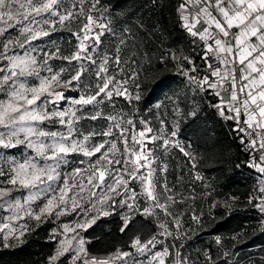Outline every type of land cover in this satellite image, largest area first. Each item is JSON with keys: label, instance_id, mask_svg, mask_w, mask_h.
Returning <instances> with one entry per match:
<instances>
[{"label": "snow or ice", "instance_id": "obj_1", "mask_svg": "<svg viewBox=\"0 0 264 264\" xmlns=\"http://www.w3.org/2000/svg\"><path fill=\"white\" fill-rule=\"evenodd\" d=\"M98 3L99 0H95L92 8ZM190 8L193 11L190 12ZM80 11L83 12V9ZM177 11L183 21V27L190 35L204 41L207 49L201 57L208 70L203 76H199L196 66L185 68L180 65L181 74L194 84L197 90L211 91L218 98V102L212 105L218 115L225 120L236 122L233 131L250 154L247 165L260 174L257 178L259 187L253 189L248 203L261 215L260 223L264 228V0H183ZM75 18L77 13L66 7L64 0H0V24L3 25L0 27V36H5L0 61L6 62L0 64V150L23 145L34 153L18 160L0 151V161L8 166L7 169L0 167V209H7L9 213L7 222L0 223V235H3L4 246L7 247L9 239L20 241L30 230L25 217L41 223L48 217L59 219L60 216L69 215L79 209L84 214L83 222H76L74 225L62 224V231L53 229L50 234L49 239L57 246L48 257V264H62L61 257L70 259V264H113L115 260L125 261V258L132 254L117 250L108 257L91 256L84 247L85 240L77 231L86 230L93 222L88 219L89 208L83 205L87 203L92 211L108 215L103 206L109 201H114L109 193L118 196L121 194V188L127 193L130 180H140L146 198L153 202L152 207L161 209L165 215L172 214L168 202H174V199L171 195L164 196L163 192L155 193L153 169L150 167L152 154L145 151V139L155 141L161 137L147 135L152 133L153 129L147 126L146 121H140L144 128L139 130L138 139L133 120H127L132 129L131 140L127 135L129 129L122 128L118 123L104 131H90L88 134L77 128L82 119L97 120L101 117L102 113L97 111L95 106L102 103L104 97L111 99L115 94L123 96L129 102L142 98L140 83L135 75L130 77L135 88L134 93L124 87L129 80L115 81L114 77L105 75L108 71L106 57L95 70V77L99 81L95 85L81 84V77L89 71L83 64L73 67L72 72L68 73L66 67L61 66L57 70L49 63L50 60L60 59L67 61L69 65L72 61L82 60L88 61L90 65L97 64L92 53L100 43L102 33L90 35L93 25L96 24L93 16L88 14L86 23L73 33L79 43L76 51L69 55H64L57 48L55 51L44 52L38 60L37 56L32 54L36 52V48H25V44L30 45L40 37L49 36L51 31L56 30L57 24L65 26L66 22ZM17 26L21 36L25 38L23 43L5 35L9 29H16ZM98 27L107 26L100 24ZM233 29L237 31L232 32ZM81 32L84 33L83 36L80 35ZM90 39L92 44H86L85 41ZM209 40L213 43L209 44ZM13 45L24 49L23 55L14 51ZM90 47L92 52L89 51ZM211 57H215L219 66L209 62ZM173 59L177 57L174 55ZM119 62L117 57L116 63ZM42 70L47 75H42ZM66 73L68 74L65 75ZM28 78H33L36 82L29 83ZM74 81L82 89L78 97L70 99L64 91L56 90L66 89ZM222 93H227L228 99H225ZM69 100V107H55L60 101L67 103ZM89 105L93 108L88 109ZM106 118L114 122L117 119L115 116ZM56 124L64 126L65 131H52L49 128V125ZM113 127L119 129L118 134L113 132ZM160 132L163 133V129H160ZM175 135L176 132L172 131L171 136ZM95 136L113 139L89 144V140ZM118 142L123 145L122 149L118 147ZM169 143L170 139H163V145L167 146ZM176 147L191 158V153L185 151L178 142ZM76 152L87 157L100 154L95 163L90 165L87 185L91 187L82 182H70L60 171L61 165L66 163L65 157ZM142 168L148 169L147 175L141 173ZM80 174L81 170L76 169L70 175ZM196 179L202 177L197 175ZM102 186L107 188V192L97 196L92 189ZM136 198L137 193L132 189L129 199L133 203L123 200L119 203L134 209ZM237 199L238 197H231L232 201ZM37 201H42V204L36 205L38 211L33 208ZM225 205L229 206L228 201ZM143 213L152 215L149 207H145ZM192 218L199 221L197 216ZM123 220L122 232L127 229L131 217L125 215ZM175 222L179 227V219ZM159 226L167 233L164 223ZM155 242V236L143 243L137 237L132 247L136 248L137 252L144 253L148 246L154 245ZM216 243H221L220 237H216ZM170 255L168 248L156 251L148 264H169L166 258ZM205 256L208 262L212 261V257L207 253ZM170 264L185 262L177 253Z\"/></svg>", "mask_w": 264, "mask_h": 264}, {"label": "trees", "instance_id": "obj_2", "mask_svg": "<svg viewBox=\"0 0 264 264\" xmlns=\"http://www.w3.org/2000/svg\"><path fill=\"white\" fill-rule=\"evenodd\" d=\"M99 4L108 9L116 31L114 34L99 32L102 33L99 49L111 58L132 57L141 65L142 98L128 106L138 118L158 128L156 103L173 94L185 79L175 70L171 53L185 49L192 65L198 67L203 76L208 71L201 59L206 52L205 42L183 27L177 11L180 0H99ZM86 16L87 13L79 15L72 32L53 35L64 55L76 51L78 41L73 33L81 28ZM120 36L128 38L121 49ZM209 62L219 66L215 57ZM123 102L126 104L127 100L123 98ZM217 102L218 98L211 91L203 92L200 109L187 117L180 128L184 149L191 153V158L180 150L178 153L188 164H192L193 158L194 171L202 175L200 188L204 198L197 205L199 210L202 206L205 208L195 233L181 247L180 257L187 264H264V228L261 218L248 203L249 195L256 188L254 168L247 165L250 154L233 131L235 126L212 107ZM168 177L177 180L176 167L168 171ZM231 197L238 199L232 201ZM226 201L229 206L225 205ZM123 224L119 211L100 218L85 231L87 250L96 255L117 249L125 252L137 237L145 242L161 231L153 216L140 213L131 218L122 232ZM54 227L55 223L47 220L13 247H5L0 236V264H47L57 246L49 239ZM216 237L221 238L220 244L216 243ZM177 244L181 246L179 241ZM169 247L172 249L171 243ZM205 253L212 257L211 262L207 261ZM67 260L63 257V264H67Z\"/></svg>", "mask_w": 264, "mask_h": 264}, {"label": "rangeland", "instance_id": "obj_3", "mask_svg": "<svg viewBox=\"0 0 264 264\" xmlns=\"http://www.w3.org/2000/svg\"><path fill=\"white\" fill-rule=\"evenodd\" d=\"M93 3L95 0H64V4L66 7L72 8V10L77 13V18L66 22L65 26H60L59 24L56 25V30L51 31L50 35L47 37H40L39 39L32 41L31 44H25V48L34 47L36 48V52L32 53L33 55L37 56L38 60L40 57L43 56L44 52L55 51L58 47V42L54 38V34H61L66 32H72L74 27L77 26L79 15L82 13L91 14L96 21V24L93 25L92 32L90 33L91 36H95L96 33L102 31H109L114 34L116 32L113 30L111 25V18L108 9L102 8L101 4H96L95 8H92ZM75 5V7H73ZM81 8L83 12H81ZM91 11L89 12V10ZM55 19V18H53ZM12 23V21H9ZM86 23V19H84L83 24ZM103 24L106 25V28H100L98 25ZM3 25L0 24V27ZM47 28L48 26H44ZM19 26L16 29H9L8 33L5 35L9 36L11 39H19L22 43L24 42V37L21 36L20 32L18 31ZM77 32V31H76ZM75 32V33H76ZM81 36L84 35L83 32L80 33ZM119 39V49L123 48L126 45V41L128 40L125 36L118 37ZM78 41V40H77ZM79 41L77 42L78 45ZM86 44L91 45L92 40L85 41ZM5 44V36H0V52L3 51V46ZM118 49V50H119ZM13 50L19 52L21 55L24 53V49H20L18 46L13 45ZM89 51L92 52L91 47ZM94 58L97 61L96 65H90L88 61H72L71 65L67 61L56 59L50 60L49 63L53 65L54 69H59V67L63 66L68 69V73L72 72L73 67H79L81 64L84 65L85 68H88L89 71L85 72L84 75L81 77V84L88 83L95 85L99 81H97L95 77V70L99 66V64L103 61L106 57L108 59L107 64V73L105 75L112 76L115 78V81H123L129 80L127 87L129 92L134 93L135 88L130 80V77L133 75L136 76L137 81L141 85V75H140V68L141 65L136 64L138 63L137 60H133L132 57H124L121 56L119 58V63H116V58H111L109 55L101 52L99 49V43L95 46V52L92 53ZM176 56L177 59H173V56ZM172 59L175 62V70L180 73L182 77L185 79L182 81L181 86L177 89L173 94H170L165 99L158 101L156 103V108L158 109V117L160 120V124L158 128H152V126L147 122V126L153 129L152 133H148L147 135L150 136H159L160 139L155 141H150L145 139V151L150 152L152 154L151 165L150 167L153 169L152 180L154 183L155 193L159 194L161 192L164 193V196L171 195L174 199V202L169 201V211L172 213L171 215H165L164 212L159 209L152 207L153 202L146 198V194L144 193L143 186L140 180L129 181V191L125 193L124 189L121 188L120 195H115L113 193H109L114 198V201H109L107 204L103 206V210L107 211L109 214L104 215L103 212H95L91 210V206L85 203L83 206L88 207V219L93 221L87 227L89 229L93 224H95L100 218L110 216L115 211H119L124 217L125 215L130 216L131 218L136 214L140 213L143 214V209L145 207H149L152 211V215H145V216H153L159 223H164L167 228V234L165 230L161 228V231L156 238V242L154 245H149L148 249L144 253L137 252L136 248L132 247L125 251L130 252L132 255L125 258L127 264H148L149 259L156 251H162L164 248H168L170 252V256L166 258V261L170 264V259L175 258L176 254L178 253L180 256L181 247H184L186 244V240L190 238L191 235L195 233L197 221L194 220L192 217L197 216L200 218L201 214L204 212L205 208L203 206L200 208L197 203L204 198L203 191L200 188V181L201 179H196V176L202 175L198 172H195L193 169V158L192 164H188L185 159H182V155L178 153L180 150L179 147H176L177 142L183 148L184 147V140L181 136L180 128L182 122L189 116H193L198 109H200V105L202 103V95L203 92L196 89L195 85L190 83V81L181 74L179 66L182 65L185 68L192 67V60L189 58V54L185 49H180L177 52L171 53ZM187 59H184V58ZM191 62V63H190ZM6 63L5 61H0V64ZM141 63V61H140ZM66 73L65 75H67ZM42 75H47L46 72L42 70ZM199 76L202 74L199 72ZM29 83H35L36 81L33 78H28ZM111 87V86H110ZM57 91H64L65 94L71 99L76 98L78 95L81 94L82 89L77 84V82H73V84L66 88V89H56ZM103 95V94H102ZM123 96H116L113 94L111 99L104 97L103 102L96 105L95 109L102 113L101 117L97 120L91 119H82L77 124V128L82 131L84 134H88L90 131L101 132L106 130L109 126H112L114 123H118L122 128H128L129 132L127 133L129 140H131L132 129L131 126L127 124L128 119H132L137 132V138L139 130L144 128V125L140 123L142 119L138 118L135 114V111L131 109L128 105L132 102L127 100L126 104L123 102ZM98 99H100L98 97ZM69 102L60 101L55 107L57 109L67 108L69 107ZM52 107L51 105L49 106ZM93 106L89 105L88 109H92ZM79 114V113H78ZM108 116H115L117 119L116 121H111L107 119ZM232 126H236L235 121L226 120ZM49 128L52 131H65L64 126L59 124L56 125H49ZM160 129H163V133L160 132ZM175 131L176 135L171 136V132ZM113 132L119 133V129L113 127ZM168 138L170 139L169 145H163V139ZM113 137H101L95 136L89 140V144L98 143L102 140H109L111 141ZM118 147L123 148V145L118 142ZM107 148V145H106ZM5 153L7 156L15 157L18 160H22L24 156H31L34 155L32 150L26 149L23 145L18 146V148L8 149V150H0ZM186 151V150H185ZM100 154L97 153L95 156L87 157L84 156L82 153H70L67 157H65L66 163L61 165V173L65 176V178L70 179V182L74 181L77 183H84L87 187H91L87 185V177L89 175L90 165L95 163L97 157ZM119 155V154H117ZM175 165V166H174ZM0 167H4L7 169V165L0 161ZM119 167V166H117ZM177 169V180L173 181L170 180L168 177V171L170 169ZM76 169L81 170V174L78 176H71L70 174L74 173ZM141 173L147 175V168L140 169ZM2 179V178H0ZM109 183L111 180L109 179ZM11 187V186H9ZM134 189L137 193V198L135 200L134 209H129L126 204L121 205L119 201L123 200L127 203H133L132 200L129 199L131 196V190ZM97 193V196L103 195L107 192L106 187L94 188L92 189ZM17 195V193H14ZM163 202V197H161ZM37 204H42V201H37L36 204L33 205V208L38 211L36 208ZM9 215L7 209H0V223L7 222L6 217ZM176 219H179L180 225L179 227L176 224ZM25 220L28 222L30 230L25 233L22 240L17 241L15 239H9L7 241L8 247H13L21 244L26 236L34 230L38 225L43 224L47 220H51L55 223V227L57 231H62L61 225L62 224H75L76 222H83L84 221V214L78 209L77 212L70 213L69 215L60 216L59 219L55 217H48L47 219L43 220V222L38 223L35 220L29 219L25 217ZM24 221H21L23 223ZM86 229V230H87ZM86 230L77 229L80 232V235L85 240V249L87 250V240L84 237ZM53 231V230H52ZM3 239V235H0ZM177 241H179L181 246H178ZM143 243V242H142ZM171 243L172 249H170L169 244ZM5 244V242H4ZM67 255V254H66ZM62 258L60 261L62 262ZM125 261L118 260L117 264H125ZM48 264V263H47ZM63 264V262H62ZM67 264H70V259L67 260ZM185 264H187L185 262Z\"/></svg>", "mask_w": 264, "mask_h": 264}, {"label": "built area", "instance_id": "obj_4", "mask_svg": "<svg viewBox=\"0 0 264 264\" xmlns=\"http://www.w3.org/2000/svg\"><path fill=\"white\" fill-rule=\"evenodd\" d=\"M182 2H183V0H180V3H182ZM189 11L191 12V11H193V10L190 8ZM178 15H179V17H180L179 12H178ZM180 18H181V17H180ZM190 19H191V16H190ZM232 32H234V31H232ZM208 43L211 44V43H213V41L209 40ZM204 48H205V51H206V50H207V49H206V46H204ZM229 59H231V57H229ZM237 76L239 77V70H238V67H237ZM222 94H224V93H222ZM254 176H255V179H256V188H258V187H259V184H258V179H257V178H258V176H260V174L256 171V169H254ZM253 212H254L258 217L261 218V215L259 214V212H258L256 209H253ZM117 250L122 251L121 249H117ZM117 250H115V251H113V252H111V253H108V254H102V255H96V254L90 253L88 250H87V252H88L91 256L98 257V258H103V257L111 256V255H112L113 253H115ZM117 261H118V260H115V261L113 262V264L116 263Z\"/></svg>", "mask_w": 264, "mask_h": 264}, {"label": "crops", "instance_id": "obj_5", "mask_svg": "<svg viewBox=\"0 0 264 264\" xmlns=\"http://www.w3.org/2000/svg\"><path fill=\"white\" fill-rule=\"evenodd\" d=\"M214 15H216V13H213ZM191 20V19H190ZM206 26V25H205ZM197 27H200L199 25H197ZM232 31H234V32H236L237 31V29H233ZM233 43H234V40H233ZM222 95H224L225 96V99H228V94L227 93H224V94H222Z\"/></svg>", "mask_w": 264, "mask_h": 264}]
</instances>
